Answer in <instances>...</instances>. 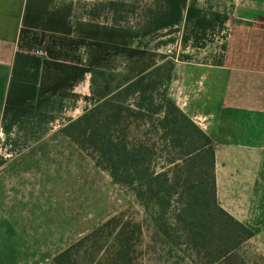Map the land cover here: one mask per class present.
Instances as JSON below:
<instances>
[{"label":"crops","instance_id":"obj_1","mask_svg":"<svg viewBox=\"0 0 264 264\" xmlns=\"http://www.w3.org/2000/svg\"><path fill=\"white\" fill-rule=\"evenodd\" d=\"M163 59L168 97L213 142L218 205L264 248V0H0V158L95 105L93 71L135 78Z\"/></svg>","mask_w":264,"mask_h":264},{"label":"trees","instance_id":"obj_2","mask_svg":"<svg viewBox=\"0 0 264 264\" xmlns=\"http://www.w3.org/2000/svg\"><path fill=\"white\" fill-rule=\"evenodd\" d=\"M163 60L135 78L93 71L96 104L61 133L145 208L157 205L154 245H168L171 252L216 240L228 245L222 258L253 232L218 205L213 142L168 97L174 61ZM105 76L123 83L97 86ZM142 233L139 223L112 216L55 254L52 264H138Z\"/></svg>","mask_w":264,"mask_h":264},{"label":"rangeland","instance_id":"obj_3","mask_svg":"<svg viewBox=\"0 0 264 264\" xmlns=\"http://www.w3.org/2000/svg\"><path fill=\"white\" fill-rule=\"evenodd\" d=\"M105 83L114 87L123 81L105 76L96 85ZM52 134L27 147L30 152L21 157L0 158L4 164L0 169V212L10 218L9 264H52L55 254L119 214L142 226L138 264H264V253L259 251L264 249L262 243L251 239L236 249L229 247V253L218 259L228 245L220 246L216 240L197 249L181 244L171 252L168 245H154L151 237L157 205L152 202L145 208L133 191L115 184L60 131ZM147 246L152 250H146Z\"/></svg>","mask_w":264,"mask_h":264},{"label":"built area","instance_id":"obj_4","mask_svg":"<svg viewBox=\"0 0 264 264\" xmlns=\"http://www.w3.org/2000/svg\"><path fill=\"white\" fill-rule=\"evenodd\" d=\"M36 54H37V55H42L43 52H42V51H36Z\"/></svg>","mask_w":264,"mask_h":264}]
</instances>
